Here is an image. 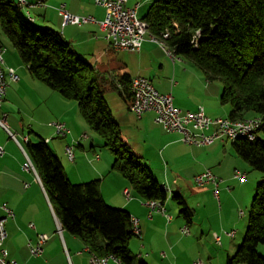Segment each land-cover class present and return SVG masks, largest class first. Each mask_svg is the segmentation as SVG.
<instances>
[{"label": "crops", "instance_id": "crops-1", "mask_svg": "<svg viewBox=\"0 0 264 264\" xmlns=\"http://www.w3.org/2000/svg\"><path fill=\"white\" fill-rule=\"evenodd\" d=\"M137 1L128 0L127 6L133 7ZM153 1L155 0H143L138 9V16L139 11L145 6L147 11ZM60 5H64L71 14L92 16L98 21L103 20L105 10L95 5L94 0H44V6L27 8L28 17L37 26L59 31L70 46L97 71L106 72V75L112 77L127 74L131 79L146 76L161 94H171L175 107L182 112L202 109L211 118H230L231 109L220 100L222 86L207 81L202 73L178 65L180 59H171L172 78L169 87H165L162 81L157 83L154 80V43L146 40L141 49L135 52L116 51L105 39L104 32L97 24L63 27L62 17L58 12ZM5 55L4 50L5 67L14 68L20 77L18 82L9 83L5 101L0 107V115L6 116L9 130L7 132L0 126V145L5 150L0 158V217L5 216L2 204H6L14 213V218H9L5 224L8 234L3 243V249L7 253L6 259L14 260L18 264H90L89 253L92 255V252L86 251L88 247L75 235L63 229L61 233L58 232V219L51 210L52 204L43 186L35 174L23 169L24 147L27 141L34 142L31 135H35L37 139H49L47 146L59 157L72 183L99 180L104 201L109 206L123 209L131 217L138 219L141 235L134 237L135 242L132 243L131 240L129 243L131 252L137 258L147 264H194L198 258H191L189 255L183 257L188 243L194 236L181 234L180 228L187 223L179 216L177 204L171 203V199H167L163 204L166 214L171 217L170 220L157 210L151 211L143 199L135 192L131 193L127 180L112 170L109 155L100 157L95 154L90 158L89 152L95 153L93 138L82 139L75 147L74 160L70 161L65 148L74 144L80 131H85V125L77 119L78 105L35 79L15 56L6 58ZM135 120V128L142 135L141 150H136L124 140L125 138L122 139L141 161H145L157 182L159 183L158 176L163 177L164 182L159 184L172 185L171 190L183 197L190 208L192 206L189 205L187 197L194 199L193 203H196L198 210L204 209V205L212 200V186L199 188L192 182L196 175L206 170H210L219 179L217 189H221L224 196L233 189L242 190L244 186L246 191L249 189L246 183L247 175L245 180L234 179L232 176L235 170L242 171L240 169H244L245 165L237 157L226 152L229 141H217L204 147L188 146L180 140L178 133L166 132L157 125L150 112L140 118L135 117ZM51 121L65 123L70 129L69 133L63 139L56 138L48 125ZM118 123L122 129L124 122ZM27 129L30 131L29 135L25 134ZM88 141L91 142L89 152L84 146ZM21 142L25 145H21ZM256 179L261 180L259 175H256ZM125 189L130 192L131 199H126L123 193ZM250 189L253 190V185ZM192 209L195 212V209ZM200 223V219L192 218V222L187 224L189 231L198 232L201 236L205 231L211 232V227L204 230ZM30 224L34 227H30ZM43 233L49 235L43 245V253L38 257L32 256L29 245L35 244L38 234ZM213 240L216 242L214 238ZM220 240L222 245V239ZM233 251L228 249L225 252L231 257Z\"/></svg>", "mask_w": 264, "mask_h": 264}, {"label": "trees", "instance_id": "trees-1", "mask_svg": "<svg viewBox=\"0 0 264 264\" xmlns=\"http://www.w3.org/2000/svg\"><path fill=\"white\" fill-rule=\"evenodd\" d=\"M140 19L147 23L150 36L162 39L168 32L165 43L176 56L200 69L207 81L222 84L220 100L230 104L231 119L261 117L260 132L264 133V0H155ZM0 30L35 79L77 103L88 127L113 154L112 170L144 201L165 203L167 192L122 139L120 124L105 98L114 91L129 105L130 76L97 71L59 31L37 26L16 0H0ZM232 146L259 173L261 182L245 237L227 264H264L258 252L264 245V138L237 140ZM24 149L63 230L97 256L112 255L123 264H147L129 248L136 237L130 214L104 201L99 180L72 183L59 157L41 137L27 141ZM172 199L179 216L190 224L193 209L174 191Z\"/></svg>", "mask_w": 264, "mask_h": 264}, {"label": "built area", "instance_id": "built-area-1", "mask_svg": "<svg viewBox=\"0 0 264 264\" xmlns=\"http://www.w3.org/2000/svg\"><path fill=\"white\" fill-rule=\"evenodd\" d=\"M21 3L24 11L32 6H44V0H17ZM128 0H94L95 5L102 7L105 10L103 20L98 21L92 16H80L69 13L64 5H60L58 12L62 17V26L75 25L82 26L85 24H97L105 34V39L110 46L116 51H139L145 42L142 39L141 30L137 21V12L140 6L138 1L133 7L127 6ZM199 33V31H198ZM170 57V56H169ZM173 61L176 60L170 57ZM9 80H20L16 70L11 67H5L4 50L0 43V107L3 105L7 90L9 87ZM131 101L128 105V110L137 118L142 117L145 113H152L153 120L157 125H160L166 132H174L180 135V140L188 145L195 147H204L214 144L217 141H230V133H255V125L263 122L261 117H250V126L237 125V119H234L232 125H224L223 117L211 118L204 110L186 111L182 112L175 107L173 97L171 94H161L153 85L152 81L146 76H136L131 79L130 83ZM55 129L57 136H66L69 129L62 122H52L49 124ZM0 126L7 132L8 125L6 116H0ZM88 136L83 134L80 137L87 139ZM48 140H46L47 142ZM79 140L74 142L79 144ZM74 144L68 145L65 148V153L70 161L75 158ZM5 150L0 145V158L4 155ZM25 163L23 169L27 172L33 173V168L29 165L25 156ZM34 174V173H33ZM234 179L245 180L246 174L240 171L234 172ZM194 184L199 188L212 186L214 196L218 198V182L219 179L210 171L206 170L194 178ZM126 199H131L130 192L127 189L123 191ZM145 204V203H144ZM1 208L5 212L4 217H0V264H18L14 260H7V253L3 249V243L7 239V231L5 228L6 221L9 218H14V213L2 204ZM151 211L157 210L164 214L167 220L171 217L166 214L164 205L155 201L154 207H149ZM131 224L133 233L136 237L141 235V228L138 219L131 217ZM30 227L34 225L30 224ZM58 232L61 231L57 228ZM182 235L190 233L187 225L180 228ZM49 239L47 234H38L37 242L29 245V251L32 256L38 257L43 253V245ZM217 244H220V237L214 235ZM89 252V250H86ZM90 264H114L113 260L108 256L93 257L89 253ZM194 264H204L202 260H196Z\"/></svg>", "mask_w": 264, "mask_h": 264}, {"label": "rangeland", "instance_id": "rangeland-1", "mask_svg": "<svg viewBox=\"0 0 264 264\" xmlns=\"http://www.w3.org/2000/svg\"><path fill=\"white\" fill-rule=\"evenodd\" d=\"M143 1V0H142ZM142 1L140 4H142ZM141 6V5H140ZM24 11V9H23ZM26 13V11H24ZM146 11V6L143 7L139 11V16H142L145 14ZM138 15V12H137ZM138 16V17H139ZM140 18V17H139ZM83 26V25H82ZM146 40H149V34H147ZM0 41L2 43V47L6 52L5 57L11 56L15 58L23 65V62L20 58L19 53L17 50L12 46V44L9 42V40L2 34L0 30ZM153 43V42H152ZM164 45H160L157 43H154L155 45V53L153 54V61L152 62V67H153V74H154V80L155 82L158 83V81H162L164 86L169 87V81L172 78V63H171V58L167 54L168 51H171L170 48L166 45L165 41H163ZM173 53V51H171ZM162 57V58H160ZM166 60H163L165 59ZM177 60H181L178 63V65H183L182 67H186L188 70L195 71L197 73H202L200 69L197 67H194L191 63H189L187 60L180 56H176ZM162 65V67H161ZM203 74V73H202ZM205 79V77H204ZM215 85H220L222 84L219 81H214L213 82ZM107 102L109 103L111 113L113 117L118 120V122H124V125H122V138H125L126 142L129 145H132L136 150L140 149L143 146L141 142V133L136 130L135 128V116L128 111L127 109V103L119 96L117 92L111 91L108 92L105 96ZM75 102V101H74ZM76 103V102H75ZM77 104V103H76ZM228 107L231 109L230 104H227ZM78 109V117L77 119L79 122L85 125V131H80L78 138L76 139V142L79 140L80 137L83 134H86L89 138L94 139V143L92 144L95 153L92 154L90 151V141L86 142L84 144L85 150L89 152L90 158L94 157L95 154H98L100 157L107 156L109 155L111 157V160L113 162L114 156L113 154L104 146V141L103 139L95 133L93 130H91L86 122L84 121L83 117L81 116V113ZM1 116V115H0ZM137 118V117H136ZM127 121V122H126ZM57 122V121H51L49 122ZM60 122V121H58ZM63 123V122H62ZM48 124V125H49ZM123 124V123H122ZM50 126V125H49ZM51 127V126H50ZM54 133V136L56 138L63 139L62 136H57L55 133V129L51 127ZM68 128V127H67ZM70 130V129H69ZM29 130L27 129L25 131L26 135H29ZM83 132V133H82ZM32 134V133H30ZM32 139L34 141L38 140L35 135H31ZM259 137L264 138V133L259 131ZM49 140V139H48ZM86 140V139H83ZM21 145H25L24 142H21ZM76 143L74 144V149L76 147ZM138 148V149H137ZM79 151V150H77ZM76 153V149L74 150ZM226 152L229 154H232L234 157H237L244 165V169H240L241 173L245 171L247 175V185L249 186V189L246 191V186H244V189L242 190L238 189H233L227 194V196H224L223 192L221 189L219 190V195L218 198L214 196V192L212 194V200H210L207 204H205L204 209L198 210L195 206L196 203H193L194 199H191L190 197H187L189 199V205L192 206V208L195 209V212L193 211V219H200V224L203 226V229L207 230L208 228H212L211 232L208 233L207 231L204 232L203 236H201L198 232L190 231L188 234L194 236L193 240H191L187 247V251L184 253L183 257H188V255L192 258H198L196 260H202L204 264H227L228 261V256L227 253L225 252L226 250H234L232 255L233 256L237 249L239 248L240 244L242 243L245 233L247 231V226H248V218H249V212H250V207L251 203L253 200V197L256 193V187L261 181H257L256 175H259L256 171H252L250 166L240 157L238 154L235 152L232 146V142L229 141L228 145L226 146ZM149 155V153H148ZM25 156V154H24ZM26 161V159H25ZM90 160V162H92ZM145 165V161H142ZM25 163V162H24ZM23 163V164H24ZM93 164V163H92ZM236 171V170H235ZM239 171V170H237ZM157 173V172H156ZM234 176V174L232 175ZM163 177L158 176V181L159 183L164 182ZM194 184V180H192ZM167 188V195H168V200L171 199V203H176L172 199V185H168L164 183ZM163 184V185H164ZM127 185L131 191L132 194H134V190L131 187V185L127 182ZM195 185V184H194ZM253 185V190L251 191L250 186ZM196 186V185H195ZM197 187V186H196ZM187 199V200H188ZM178 213V211H177ZM176 213V215H177ZM185 226V225H184ZM190 230V228H189ZM214 235H218L220 239H222V245L221 244H215L213 238ZM213 236V238H212ZM136 241V238L132 239V243ZM221 241V240H220ZM221 243V242H220ZM258 252L261 256L264 257V245H260L258 247ZM198 253L201 255L199 256ZM182 257V258H183ZM195 260V261H196Z\"/></svg>", "mask_w": 264, "mask_h": 264}, {"label": "bare ground", "instance_id": "bare-ground-1", "mask_svg": "<svg viewBox=\"0 0 264 264\" xmlns=\"http://www.w3.org/2000/svg\"><path fill=\"white\" fill-rule=\"evenodd\" d=\"M17 1V0H16ZM142 0H138V5L140 6V2ZM17 3L22 7L21 3L17 1ZM139 9V8H138ZM137 21L139 23V29L141 30V35H142V39L144 41H146V38H147V34H148V28H147V23L145 21H143L142 19H140L137 15ZM169 37V34L168 32L164 33L162 35V39H158L156 37H153V36H150L149 35V41L153 42V43H157V44H160V45H164L163 41H165L167 38ZM167 54L170 56V57H173L176 59V55L174 53H172L171 51H168ZM11 82H17L16 80H9V83ZM234 122V119H231L229 117L227 118H223V124L224 125H232ZM237 125H243V126H250V117H247V118H244V119H237ZM261 125H262V122H259V125H255V133H241V132H232L230 133V141L233 143L237 140H247V141H255L259 138V131H260V128H261ZM24 154L27 158V161L29 163V165H31V167L33 168V173L35 174L36 178L38 179L39 183L42 185L41 183V180L37 174V171L31 161V159L29 158V156L27 155V153L24 151ZM43 186V185H42ZM163 188L164 190L167 192L168 191V188L166 185H163ZM129 192V191H128ZM146 204L149 206V207H154V204H155V201L154 200H150V201H145ZM164 204V203H163ZM51 210L52 212L54 213L55 215V212H54V209L53 207H51ZM57 228L62 231V227H61V224L59 222V220H57ZM89 250V248H87ZM93 257H100V256H97L95 254H93ZM109 258H111L114 262V264H123L120 259L112 256V255H109Z\"/></svg>", "mask_w": 264, "mask_h": 264}]
</instances>
